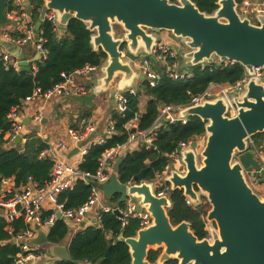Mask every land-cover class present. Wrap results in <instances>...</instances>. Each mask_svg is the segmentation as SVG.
<instances>
[{"label": "water", "instance_id": "95a60500", "mask_svg": "<svg viewBox=\"0 0 264 264\" xmlns=\"http://www.w3.org/2000/svg\"><path fill=\"white\" fill-rule=\"evenodd\" d=\"M21 1L25 8H31L30 0ZM9 2L0 0V44L18 57L21 72H31V64L41 55L37 52L29 61L22 48L1 40L3 27L8 24ZM217 4L218 9L207 15L191 0H44L39 12L38 32L50 11L57 15L60 35L71 20L82 21L92 33L93 50H102L107 56L100 75L90 85V94L70 97L75 104L94 106L96 98L106 94L118 79L109 106L113 111L118 94L145 80L136 65L146 57L158 63L153 48L160 43L163 31L179 42L172 48L184 61L183 69L221 66L230 61L242 65L250 76L242 93L230 95L236 116L228 115L230 103L225 96L183 110L181 117L186 120L198 117L206 122L204 143L201 146L194 141L187 150L175 144L180 158L174 161L165 155L168 162L179 165H171L166 177L172 192L182 191L199 211L204 210L203 198L212 206L205 217L211 240L198 239L186 221L173 225L168 215L171 199L157 197L153 183L144 179L146 170L134 178L137 183L129 188L116 173L101 187L106 199L119 196V203L124 204L131 196L137 211L143 208L151 215V224L139 229L136 236L118 238L128 245L131 264H152L149 252L159 249L162 253L157 264L170 259L179 264H264V199L254 192L247 178H264L254 150L249 149V139L264 134V79L255 76V68L264 69V14L255 15L253 22L240 15L237 0H218ZM115 26L121 30L118 35ZM29 123V118L24 119V125ZM22 139L23 135L16 137L15 144ZM78 153L79 148H74L67 157L71 159ZM87 182L91 183V179ZM57 218L61 219V213ZM35 228L38 237L31 241L32 245L48 244V257L72 260L65 245L49 244L48 236L39 226Z\"/></svg>", "mask_w": 264, "mask_h": 264}, {"label": "trees", "instance_id": "16d2710c", "mask_svg": "<svg viewBox=\"0 0 264 264\" xmlns=\"http://www.w3.org/2000/svg\"><path fill=\"white\" fill-rule=\"evenodd\" d=\"M201 12L212 15L218 9V0H191ZM242 0H237L241 2ZM34 20H38L39 11L44 5V0H30ZM177 3L178 0H170ZM12 6L9 3L7 12ZM41 34L46 39L44 49L47 51L46 59L35 63L36 70L21 72L20 70H7L0 57V188L5 178H13L16 186L25 185L29 177H32L40 186H44L51 180V172L54 159L49 156L40 158L41 153L49 149L47 141L39 138L35 133L26 135L24 145H11L5 139L11 130L9 113L30 96L35 89L46 91L63 81L62 74L82 70L86 66L101 68L107 56L100 51H94L90 43L92 33L82 21L73 19L67 30L60 35L53 31L49 21H43ZM154 64V63H153ZM190 79H171L166 73H162L160 81L155 87H150L148 81L140 83L139 90L143 96L149 98L146 110L140 114L139 105L142 95L137 91L136 95L128 92V111L125 117L115 110L111 111V117L115 120L116 134L104 144H93L84 156L79 170L83 173L95 174L99 167V159L102 154L119 144H124L130 137L131 130L126 125L137 118V130L147 131L153 129L156 123L160 106L183 105L191 103L193 97L202 94L211 84L235 85L245 74V68L238 63L212 66L206 68L202 65L190 70ZM91 112L84 113L81 118L88 117ZM160 128L153 129L156 149H147L140 145L132 147L126 155L119 160L116 166V174L122 184L128 182L137 183L134 178L143 170H146L144 179L150 182L157 172H162L168 166L165 155L171 154L175 144L188 141L193 137L205 134L206 122L198 117L183 124L177 122L171 124L162 122ZM258 142L264 140V134L254 137ZM91 193V187L82 179H77L72 186L59 195V202L64 203L67 209H76L84 204ZM203 200H206L203 198ZM117 203L119 196L109 200ZM172 207L168 209V215L173 225L184 221L190 223L191 230L198 239H203L207 232L203 216L206 211H199L186 204L182 191L171 193ZM205 208V206H204ZM47 212L44 215L48 216ZM140 228L138 219H129L128 225L122 227L121 222L113 213L102 215V225L88 226L77 232L68 242L67 248L72 257L71 261L58 260L55 264H131L132 258L128 245L118 240L119 237H134ZM9 229L12 230L10 233ZM27 229L23 220L7 223L0 219V264H12L14 257L19 253V248L13 244L12 239ZM123 230L125 232L123 233ZM69 229L63 221H57L48 234L49 244L64 245L68 239ZM115 238V239H114ZM162 250H151L148 261L157 264ZM164 264H179L176 259H170Z\"/></svg>", "mask_w": 264, "mask_h": 264}, {"label": "built area", "instance_id": "2783aa9c", "mask_svg": "<svg viewBox=\"0 0 264 264\" xmlns=\"http://www.w3.org/2000/svg\"><path fill=\"white\" fill-rule=\"evenodd\" d=\"M9 3L12 8L7 12L8 24L3 27L1 40L22 49L31 46L41 55L39 61H43L47 56V51L44 49L46 39L42 36L41 31H37L36 25L33 22V14L28 12V9L25 8L21 0H10ZM30 9L32 11V6ZM238 12L240 15L248 16L250 19L257 14H264V0H242L240 3L238 2ZM56 16L55 12L50 11L46 14L45 21H49L52 24L53 31L58 33L59 26ZM153 54L157 57V64L161 62L166 66L163 73H166L169 78L177 80L190 79L192 77L189 71L182 69L179 54L172 47L158 43L153 48ZM0 57L7 70H20L19 59L15 54L7 51ZM229 63L233 62L226 61L222 65L226 66ZM136 66L141 71V74L144 75L145 80L148 81L149 86L155 87L160 81L162 73L153 69V62L146 57ZM99 69L100 68L86 66L84 69L72 72L71 74L63 73V81L61 83L54 85L46 91L40 88L35 89L34 92L22 102L21 106L12 109L8 115V119L12 125L11 130L7 133V139L10 143L14 142L19 135H23L26 127L24 125V119L26 117L25 108L27 105L35 101L44 103L39 111L32 117L33 122L40 125L43 122L42 110L44 106L55 97L61 95L70 100L72 95L88 96L91 92V86L88 80L92 78L93 75H98ZM94 72L97 73L94 74ZM79 75L84 77L85 82H79L74 79L75 76ZM255 76L264 79V69L255 68ZM249 78L250 76L245 70L244 77L235 85L211 84L202 94L193 97L191 103L187 106L163 104L160 106V113L156 122L164 120L171 124L177 122L186 124L188 120L181 117V112L183 110L187 107L198 106L206 100H213L222 96H225L230 103L228 115L234 117L237 114V110L236 107L231 104L230 95L233 93H242ZM127 92L131 95L137 94L135 89H128L115 97L114 110L122 117H125L129 109V100L125 95ZM115 124V120L110 117L106 137L97 144H104L116 134ZM126 127L128 130H131L128 141L106 150L99 159V167L95 174L83 173L79 170L84 156L88 153L91 146L95 144L89 141V138L98 130L96 117L90 116L82 120L80 129L70 131V144L65 142L59 144V151H62L63 155L68 154L73 148H79V153L74 155L68 162L59 159L55 160L51 172V180L44 186H40L32 177H29L27 183L21 187L16 186L13 178H5L2 180L0 188V219L5 220L9 224L16 220H23L27 226L25 231L13 238V241H16L15 245L19 248V253L14 257L12 264H35L36 261L38 262L43 258L45 253L37 250L38 246L31 244V241L38 237L36 226H39L40 230L47 236L57 221H63L68 226L69 231H77L83 224L86 225L85 221L87 220V216L94 211H97L98 216L90 224L91 226H101L102 215L104 213L115 214L123 228L128 225L129 219L131 218L140 221L139 229L145 228L151 224L152 218L150 213L143 208L137 211L136 202L131 196H129L124 204L119 203V201L112 205L104 203L105 196L101 187L110 181L112 170L115 165L118 164V161L126 155L131 146L135 145L138 147L140 145H145L147 149H156V138L152 134L153 129L141 132L138 131L137 118L130 121ZM133 129H136L134 133H132ZM194 141L201 143L202 138L193 137L188 141L181 142L178 146L181 147V150H187ZM249 149L254 150L255 157L264 170V140L258 142L254 137L250 138ZM48 154L49 150L41 153L40 158ZM166 156L171 157L174 161L180 158V153L175 149L171 154H166ZM170 170L171 166H166L164 171L157 172L154 179L150 181L153 183V188L157 197H167L171 199V184L166 180ZM79 178L91 187L90 196L87 201L78 208L67 209L64 203L59 202V195L68 190ZM88 178L91 179V183L87 182ZM94 183H98L99 186L95 187ZM134 184L136 183H126L128 188ZM185 199L188 206L197 209V206H195L189 198L185 197ZM116 210L119 211V214L115 213ZM47 212L50 214L45 216L44 214ZM58 213H61L60 220L57 218ZM205 217L206 216H203L204 222H206ZM87 223H89V221H87ZM9 231L12 233L11 229H9ZM207 231L208 233L204 239L211 240L208 227Z\"/></svg>", "mask_w": 264, "mask_h": 264}, {"label": "crops", "instance_id": "0c3cea01", "mask_svg": "<svg viewBox=\"0 0 264 264\" xmlns=\"http://www.w3.org/2000/svg\"><path fill=\"white\" fill-rule=\"evenodd\" d=\"M27 9H28V12H31L32 14L31 9L30 8H27ZM33 22L36 25L37 20L33 19ZM176 45L178 44H176V42L174 41L168 40V42L166 43V46H169V47H174ZM7 51L8 49L0 44V56L3 55ZM15 53H18V51H15ZM23 53L25 54V57L27 60L32 61L37 52L33 47L28 46V47L23 48ZM180 62L182 64L184 61L180 59ZM31 66H32V69L34 70L37 69L35 63H32ZM156 69H157L156 71L163 72L161 71L162 70L161 68H156ZM99 75L100 73L96 76L93 75L92 78H89L88 80L89 85H91L92 82L94 83L95 78L98 77ZM74 79L79 82H85L84 77L81 75L75 76ZM141 82L142 81L136 82L135 88H134L136 91H140L139 86ZM117 87H118V79L114 82V84L111 86L110 90L106 94L100 95L99 97L96 98L94 106H87L85 104H75L69 99L62 97L61 95L57 96L51 101H49L48 103H46V105L44 106V109L42 110L43 122L40 125L34 123L32 120V117L34 116L35 113L39 111V109L44 105V103L40 101H35L27 105V107L25 108V116H26L25 119L30 118L31 121L27 126L25 125L26 127L23 132V139L20 144L24 145L26 141V138H25L26 135L28 136L31 133H35L39 138H42L43 140L47 141L49 145V149H48L49 154L47 156L54 159V161L59 159V160L68 162L70 159H68L67 155L74 148L68 154L63 155L62 151L61 152L59 151L60 149L59 144L63 142L70 144V137H69L70 131L78 130L81 128V122L83 119L86 118V117L81 118V116L84 113L90 111L91 114L88 117L95 116L98 122V130L95 134H93L89 138V141L97 144L99 141H101L102 139L106 137V131L108 129L109 119L111 117V114H110L111 111L109 110V106H110L111 100L114 99L113 92L115 89H117ZM126 90L128 89H125L124 92ZM148 100H149L148 97L142 95L140 105H139L140 114H143L145 112ZM162 122H164V120L156 122L154 124L153 129L155 130V129L160 128L161 125L163 124ZM7 137L8 135L5 136V139H7ZM199 137L202 138L201 143H199L202 146L204 143L205 135L199 136ZM13 144L16 146L15 141H14L12 143H9L8 147H11V145ZM132 147H136V146L132 145L131 148ZM131 148L129 150H131ZM168 165L171 166V163L169 162ZM116 166L117 164L112 170V175L116 173ZM104 203L108 205L113 204L112 202L109 201V199H106L105 197H104ZM97 216H98L97 211H94L93 213L87 216V220L85 221L86 225L82 226L83 228L80 227L77 231H73V232L69 231L68 239L66 240V243H64V245L67 247L68 242L77 232L83 230L85 227L91 226L90 224L95 220ZM87 221H89V223H87ZM12 242L14 244L13 239H12ZM42 252L45 253L43 258L38 262L36 261L35 264H42V263L55 264L59 260L57 258L48 257L46 255L47 251L46 252L42 251Z\"/></svg>", "mask_w": 264, "mask_h": 264}, {"label": "rangeland", "instance_id": "374dc122", "mask_svg": "<svg viewBox=\"0 0 264 264\" xmlns=\"http://www.w3.org/2000/svg\"><path fill=\"white\" fill-rule=\"evenodd\" d=\"M252 21L253 22H256L255 21V17H252ZM115 32L116 34H120L121 33V30L118 26H115ZM159 38H160V43L166 45V43L169 41H174L176 42V44H178L179 42L171 35V33L169 32H161L160 35H159ZM165 65L163 63L160 62V64H153V68L155 70H157L156 68H161L162 70L161 71H164L165 69ZM175 165L176 167H178L179 165L176 163V162H172L171 165ZM257 179H248V182L250 184V186L253 188L254 192L259 195L260 198L264 199V184H260L258 182H256ZM111 204V203H110ZM203 204L205 206L204 208V211L209 212L211 209H212V206L209 204V202L206 200L203 201ZM48 249V244H43L41 246H38L37 250L39 251H47Z\"/></svg>", "mask_w": 264, "mask_h": 264}, {"label": "flooded vegetation", "instance_id": "af4514ba", "mask_svg": "<svg viewBox=\"0 0 264 264\" xmlns=\"http://www.w3.org/2000/svg\"><path fill=\"white\" fill-rule=\"evenodd\" d=\"M247 178H248V179H251V180H252V179H253V180H254V179H257L256 182H258V183H260V184H264V179H263L262 177H260V178H254L252 175H248ZM205 216H206V215H205ZM205 230H206V232L208 233L206 222H205ZM206 235H207V234H206ZM205 237H206V236H205ZM205 237H204V238H205ZM204 238H203V239H204ZM201 240H202V239H201Z\"/></svg>", "mask_w": 264, "mask_h": 264}]
</instances>
